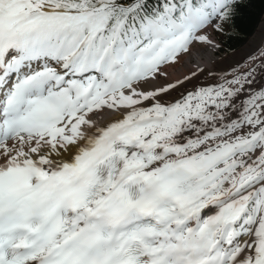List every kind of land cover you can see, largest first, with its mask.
<instances>
[{
    "label": "bare ground",
    "instance_id": "bare-ground-1",
    "mask_svg": "<svg viewBox=\"0 0 264 264\" xmlns=\"http://www.w3.org/2000/svg\"><path fill=\"white\" fill-rule=\"evenodd\" d=\"M13 2L0 0V14L9 12ZM204 3L212 12L189 9L180 21L156 24L161 43L164 37L195 31L165 60L170 48L164 45L151 63L145 62L147 52L129 49L122 39L101 55L108 57L107 64L93 66L94 31L76 42L64 27L54 26L44 34L29 29L11 44L28 18L50 17L54 22L63 17L53 9L16 19L0 32V173H33L24 197L88 157L98 162L114 140L124 141L125 162L152 158L125 167V179L165 164L192 162L260 126L253 132L252 147H238L217 162L220 171L208 184L162 220L138 264H248L256 236L264 240L263 216L239 241L233 225L264 187V15L244 46L220 56L214 24L224 1ZM104 10L101 6L91 13ZM100 142L102 147L94 151ZM108 197L104 194L70 212L58 244L75 237ZM214 220L222 221L215 241L204 251L207 226ZM194 234H204L205 240H195ZM258 264H264V256Z\"/></svg>",
    "mask_w": 264,
    "mask_h": 264
},
{
    "label": "rangeland",
    "instance_id": "rangeland-1",
    "mask_svg": "<svg viewBox=\"0 0 264 264\" xmlns=\"http://www.w3.org/2000/svg\"><path fill=\"white\" fill-rule=\"evenodd\" d=\"M223 1L224 3L222 4L219 18L217 22L214 24L215 35H216L217 40L220 43V47L217 52L218 55L220 56H225V55L230 54L229 52L222 50V37H223V34L226 29V25H227L225 14H224V11L226 9L225 4H228V2L231 0H223ZM114 2H115L114 0H101L100 4H98L94 8L88 9L87 8L88 6H86L87 2L78 4V3H74V2L66 1V0H14V2L10 5L9 12L0 14V32L6 27L8 23H11L12 21L16 19H20L24 21L25 17H30L31 15L38 16L41 12L43 13V11H46L47 9H53V10L60 11L63 13L62 15L63 17L59 19L57 18L54 22L51 20L50 17H40L38 18V20H34L33 18H28L26 21L22 23L21 33H17L12 37L11 44L12 45L17 44L21 40V37L23 36L24 32L29 29H32L33 32L36 30L37 33L44 34L46 32H49L50 29H52V27L54 26L55 28L64 27V29L67 30L69 33L74 34L76 42H78L84 34L89 35L90 33L94 31L95 33L94 43L96 45V48L93 50V60L91 63L93 66L94 64L100 61L104 62V64H107L108 57H106V55L101 57V55L107 54V49L109 47H115L116 46L115 44L119 45L120 44L119 41H121L122 39H124V41L127 42L129 49H135L136 51L147 52L148 54L145 57V62L151 63L156 60V54L159 53L160 51L161 52L163 51L164 45L170 48V50L165 55V58H164L165 60L171 56L170 53L173 51L174 46H176L177 44L180 45L182 44L184 40L192 38L194 36L195 29H191L190 32L187 34L181 35V33H176L175 35H172L173 37L172 36L166 37V38L164 37L162 38L163 43H161L159 42V39L156 38L155 36L156 25L153 22H148L147 26L143 30H139V28L133 26L130 29L124 31V33H122L121 31L115 30L113 28H109L107 25V11L111 7H114V4H115ZM101 6L105 7V10L102 14L96 15V14L91 13L92 11H94L95 9ZM187 9H189V7ZM188 12L186 10V13ZM210 12H212V10H209V13ZM40 16H43V15L41 14ZM168 19L169 17H167L166 19H163L162 21H166ZM162 21H160V23ZM164 23H167V22H164ZM134 35L136 39L133 40ZM60 46L62 47V45ZM158 56H162V55L158 54ZM114 58L116 60V56H114ZM142 61L144 60L142 59ZM88 80H89V77L84 78L83 84L86 85L88 83ZM31 97L34 100L37 99L35 95H32ZM259 129H260V126L257 127L254 131L248 132L245 136H242L241 139L239 138V140L236 139L232 141V143H236L244 139L252 138L253 132L258 131ZM261 134L262 132L258 135L260 136ZM113 142L114 141H112V143ZM121 142L124 143L123 141ZM252 146H253L252 142L251 143L247 142L246 144L242 146H238L241 149H239L238 147L237 148L239 149L238 151H240V150H243V148L245 147L249 148ZM134 148H135V145L133 144V150ZM125 153H128V152H125ZM133 158L136 159V162L140 161V158L137 159L136 157H132L131 159ZM206 184H208V182ZM260 216L261 217L263 216L264 218V187H262L260 191L249 201L245 212L240 217H238L237 220L235 221V224H233L238 233V236H237L238 241L243 238H246L248 235L251 234V231L253 230V227H254V222H256L257 220L258 221L261 220V219H258V217ZM221 221L222 220L220 221L214 220L208 223L206 235L208 236L209 239H207L206 242L204 243V247H203L204 251L209 247V245L212 242L215 241L217 230L219 228L218 226L220 225ZM67 224H68V221L66 223V226ZM260 231H261V234L264 236V220L260 227ZM197 235L198 234H194L193 238L195 240H198L200 242H203L205 240L204 234L199 237H197ZM222 243L224 246L225 242H222ZM256 243L258 245L257 250H256ZM252 244L253 245H251L250 259H249L248 264H258V262L260 263V258L264 256V240L262 236L261 235L256 236V239L254 240Z\"/></svg>",
    "mask_w": 264,
    "mask_h": 264
},
{
    "label": "trees",
    "instance_id": "trees-1",
    "mask_svg": "<svg viewBox=\"0 0 264 264\" xmlns=\"http://www.w3.org/2000/svg\"><path fill=\"white\" fill-rule=\"evenodd\" d=\"M74 3L87 2L88 9L100 4L101 0H66ZM121 6L111 7L107 11L109 28L124 31L132 26L143 30L147 21H157L173 15L178 21L187 5L193 9L204 8L207 0H114ZM209 12V10H207ZM226 29L222 37V50L232 53L242 46L256 32L264 15V0H231L224 11Z\"/></svg>",
    "mask_w": 264,
    "mask_h": 264
},
{
    "label": "water",
    "instance_id": "water-1",
    "mask_svg": "<svg viewBox=\"0 0 264 264\" xmlns=\"http://www.w3.org/2000/svg\"><path fill=\"white\" fill-rule=\"evenodd\" d=\"M114 6H118V4H115ZM119 6H120V4H119ZM255 137H256V135H254V136L249 140V142H252V140H253Z\"/></svg>",
    "mask_w": 264,
    "mask_h": 264
}]
</instances>
